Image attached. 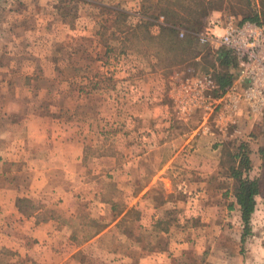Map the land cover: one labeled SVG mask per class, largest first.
Listing matches in <instances>:
<instances>
[{
	"label": "rangeland",
	"instance_id": "1",
	"mask_svg": "<svg viewBox=\"0 0 264 264\" xmlns=\"http://www.w3.org/2000/svg\"><path fill=\"white\" fill-rule=\"evenodd\" d=\"M255 16L264 19V0H0L2 124L22 120L34 110L40 121L63 131V143L39 154L54 162L49 174L54 183L81 190L86 201L81 204L84 214H78L76 199L71 206L77 211L67 213L61 206L64 199L28 188L30 181L24 179L23 212L39 210L40 219L57 215L67 221V236L77 240L119 220L116 232L106 234L98 246L104 253L115 247L126 253L127 222L142 220V210L127 212L128 205L177 152V162L166 167L176 179V193L167 197L159 185L149 202L164 209L160 227L174 237L210 235L207 202L212 197L205 191L209 165L200 160L207 151L196 156L191 147L200 135L194 127L204 122L202 111H183L177 98L196 79L222 72L199 39L215 28L212 22ZM215 142L227 141L217 136ZM229 143L224 153L232 170V154L240 142ZM66 171L78 175L66 178ZM78 219L91 224L80 228ZM176 221L178 226L170 227ZM135 225L144 249L165 254L168 243L156 244L158 222L151 231ZM256 228V237L245 245L235 242L233 234L221 236L214 248L224 246L228 259L211 254L213 245L203 240L198 253L187 248L176 264H264V222ZM17 255L1 247L0 264H29ZM31 258L33 264H46L37 251Z\"/></svg>",
	"mask_w": 264,
	"mask_h": 264
},
{
	"label": "crops",
	"instance_id": "2",
	"mask_svg": "<svg viewBox=\"0 0 264 264\" xmlns=\"http://www.w3.org/2000/svg\"><path fill=\"white\" fill-rule=\"evenodd\" d=\"M213 79L215 78L213 77ZM38 115L37 111L33 110V114L25 115L22 120L4 125L2 122L6 116V110L0 109V249L5 247L15 250L18 252L17 257L20 261L33 264L34 260L31 258V254L37 251L46 264H106L107 259H109L108 264H123L122 262L124 264H176L178 258L179 262L181 261L183 252L187 255L188 251H184L187 248L198 253L197 249L200 248L203 240L208 245H213L211 254L216 251L223 256L222 258L228 259L229 252L225 247L217 248V250L214 248V244L220 241L221 236L229 238L227 235L231 234H233L235 242L242 244L244 228L241 206L235 196L238 180L233 176L229 166H226L224 147L225 145L229 146V142L248 145L252 167L249 177L258 178L261 181V191L256 196V206L252 216V236L249 237H256L257 224L264 222L262 218L264 212V117L252 114L247 107H244L243 111L234 118L223 113H216L210 122L211 131L213 130L211 134L203 133L202 135L199 126L193 129L194 133L200 134L192 142L193 153L199 156L197 152L203 153L204 149L207 151L206 156L200 157V160L209 165L210 177L208 180L210 185L209 189L205 191H208V199L209 196L212 197L207 202L209 213L207 228L211 232L210 235L196 234L194 237H174L172 231L166 232L160 227L159 217L161 214L163 215L164 209L153 208L149 202L148 198L156 186L161 185L167 197L176 193V179L174 178L173 181L172 175L170 176V173L166 172L168 165L177 162L179 154L176 152L163 162V168L159 169L158 174L126 209L127 212L134 211L135 208L142 210V220H138L139 222L136 223L127 222L125 239L128 248L124 251L126 253H121L118 247L108 249L107 253H104V249L98 246L106 234L116 232L114 227L117 226L119 220L113 221L104 230L95 232L88 239L79 237L77 240L75 235L67 236L70 232H67L66 228L69 227L66 226V220L59 219L57 215L40 219L39 210L26 214L20 206V199L24 195L22 193L24 179H28L30 181L28 188L38 193L48 191L50 195L64 199L61 206L67 213L77 211L75 207L71 206V199L79 200L78 214H84L81 211V204L86 202L84 193L76 188L64 187L63 184L56 185L54 183L55 176H49L54 162L49 159V155L39 154V151L44 148L49 149L55 144L63 143V136H61L63 131L40 121L41 118ZM217 136L227 142L221 145L216 143ZM233 160L236 165H239V159L233 158ZM211 167H213L212 170ZM60 172L61 175H64V172ZM253 173H257V177H254ZM77 175V172L66 171L65 177L74 178ZM176 176L174 174V177ZM215 181H222L223 185L220 186L219 183L215 185ZM230 184H233V187ZM138 200L141 201L140 204H138ZM173 205L176 210L175 204ZM84 209L86 210V206ZM154 212H158L157 221H152ZM155 222L159 224L156 244L162 242L169 245L165 254L144 249L140 245L141 238L134 230L135 224L138 227H141L142 224L144 231H151ZM88 224L91 223L86 220H77V226L80 228L88 227ZM162 225L164 226V223ZM171 225L170 227H177L178 222ZM89 249H92V253L88 256ZM240 249L242 250V248ZM200 252L204 253V251ZM220 254L217 256H221ZM91 256H94L92 261L89 260Z\"/></svg>",
	"mask_w": 264,
	"mask_h": 264
},
{
	"label": "built area",
	"instance_id": "3",
	"mask_svg": "<svg viewBox=\"0 0 264 264\" xmlns=\"http://www.w3.org/2000/svg\"><path fill=\"white\" fill-rule=\"evenodd\" d=\"M212 24L215 28L209 27L200 36L201 44L208 46L217 59L222 49L231 52L237 61V72L226 89L208 75L190 83L187 93L177 98L183 111H202L201 133L211 132L210 122L218 112L234 118L247 107L252 114L264 117V20L237 21L229 17Z\"/></svg>",
	"mask_w": 264,
	"mask_h": 264
},
{
	"label": "trees",
	"instance_id": "4",
	"mask_svg": "<svg viewBox=\"0 0 264 264\" xmlns=\"http://www.w3.org/2000/svg\"><path fill=\"white\" fill-rule=\"evenodd\" d=\"M254 21H262L260 17L246 18ZM211 52V51H210ZM209 52V53H210ZM215 61L221 67L222 72L217 73L214 78L222 89L229 86L236 75L237 61L231 52L222 49L218 59ZM234 159H239V165L232 167V174L238 180L236 187V199L241 206L242 221L244 224L242 233V245L252 234V216L256 206V196L261 191V181L258 178H250L249 171L252 169L249 158V147L246 143L237 146L236 152L232 154Z\"/></svg>",
	"mask_w": 264,
	"mask_h": 264
}]
</instances>
